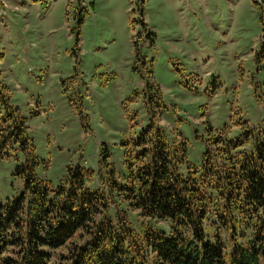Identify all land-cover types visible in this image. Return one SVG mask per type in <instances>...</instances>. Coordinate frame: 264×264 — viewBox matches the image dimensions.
<instances>
[{"label": "rangeland", "instance_id": "obj_1", "mask_svg": "<svg viewBox=\"0 0 264 264\" xmlns=\"http://www.w3.org/2000/svg\"><path fill=\"white\" fill-rule=\"evenodd\" d=\"M4 92L53 184L70 164L96 176L106 149L124 180L149 125L201 168L213 132L250 149L264 128V0H0ZM24 159L0 152V202Z\"/></svg>", "mask_w": 264, "mask_h": 264}, {"label": "trees", "instance_id": "obj_2", "mask_svg": "<svg viewBox=\"0 0 264 264\" xmlns=\"http://www.w3.org/2000/svg\"><path fill=\"white\" fill-rule=\"evenodd\" d=\"M5 93L0 152H22L16 173L27 177L18 197L0 202V264H264V128L250 149L213 132L217 151L208 147L198 168L188 141L149 125L124 180L106 149L96 176L70 164L53 184L34 173L27 120Z\"/></svg>", "mask_w": 264, "mask_h": 264}]
</instances>
